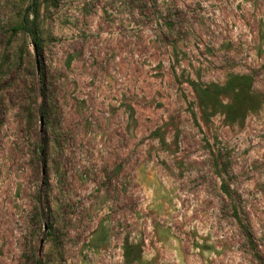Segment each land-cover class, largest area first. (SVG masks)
<instances>
[{"label": "rangeland", "instance_id": "obj_1", "mask_svg": "<svg viewBox=\"0 0 264 264\" xmlns=\"http://www.w3.org/2000/svg\"><path fill=\"white\" fill-rule=\"evenodd\" d=\"M32 4L0 0V264H264V0ZM232 74L234 122L194 87Z\"/></svg>", "mask_w": 264, "mask_h": 264}, {"label": "trees", "instance_id": "obj_2", "mask_svg": "<svg viewBox=\"0 0 264 264\" xmlns=\"http://www.w3.org/2000/svg\"><path fill=\"white\" fill-rule=\"evenodd\" d=\"M31 11L35 14V17L39 12L38 0H33ZM36 18L30 19V15L27 14L23 21L14 26L13 30L17 33L20 30H27L31 32L36 39L34 30L28 27V22H35ZM253 77L249 74H232L224 85L213 84L212 86H199L194 83V87L199 93L201 103L207 105L206 102L210 101L213 105H221L225 110L227 118L234 122L242 119L246 116L245 107L253 106L257 104V95L253 92ZM232 94L231 103H224L220 97L224 94Z\"/></svg>", "mask_w": 264, "mask_h": 264}]
</instances>
